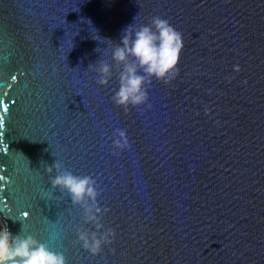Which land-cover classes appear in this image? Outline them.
Here are the masks:
<instances>
[{
  "label": "water",
  "instance_id": "obj_1",
  "mask_svg": "<svg viewBox=\"0 0 264 264\" xmlns=\"http://www.w3.org/2000/svg\"><path fill=\"white\" fill-rule=\"evenodd\" d=\"M157 15L182 33L179 73L126 111L116 76L100 85L88 66ZM0 100L13 234L23 222L67 264H264V0H0ZM117 128L131 148L114 149ZM56 159L97 182L116 232L100 255L76 242L82 209L51 188Z\"/></svg>",
  "mask_w": 264,
  "mask_h": 264
},
{
  "label": "clouds",
  "instance_id": "obj_2",
  "mask_svg": "<svg viewBox=\"0 0 264 264\" xmlns=\"http://www.w3.org/2000/svg\"><path fill=\"white\" fill-rule=\"evenodd\" d=\"M183 47L182 33L157 15L147 24L127 26L120 41L111 48L110 59L91 63L88 68L97 73L100 85H106L116 76L119 87L111 99L127 111L146 104L147 86L153 78L165 83L176 78ZM113 137L114 149L131 148L126 129L117 128ZM53 170L56 175L49 177L51 188L67 192L72 205L82 209L83 224L76 228V242L92 256L100 255L106 245L114 242L116 232L103 223L109 209L98 201L100 191L96 180L90 175L73 174L58 159L46 168L49 174ZM0 264H67V259L63 252L53 251L30 232L25 233L22 222L17 234L10 232L6 225L0 228Z\"/></svg>",
  "mask_w": 264,
  "mask_h": 264
},
{
  "label": "snow or ice",
  "instance_id": "obj_3",
  "mask_svg": "<svg viewBox=\"0 0 264 264\" xmlns=\"http://www.w3.org/2000/svg\"><path fill=\"white\" fill-rule=\"evenodd\" d=\"M12 79H15V77H12ZM3 103H4V101L0 100V104H3ZM23 215H24V216H28L29 213H28L27 211H25V212L23 213Z\"/></svg>",
  "mask_w": 264,
  "mask_h": 264
},
{
  "label": "rangeland",
  "instance_id": "obj_4",
  "mask_svg": "<svg viewBox=\"0 0 264 264\" xmlns=\"http://www.w3.org/2000/svg\"><path fill=\"white\" fill-rule=\"evenodd\" d=\"M4 226V223L2 221V219L0 218V228H2Z\"/></svg>",
  "mask_w": 264,
  "mask_h": 264
}]
</instances>
